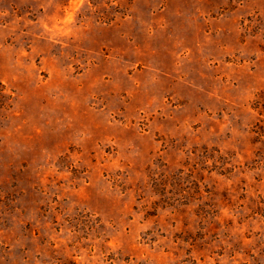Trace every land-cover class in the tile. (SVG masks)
<instances>
[{"label": "rangeland", "instance_id": "obj_1", "mask_svg": "<svg viewBox=\"0 0 264 264\" xmlns=\"http://www.w3.org/2000/svg\"><path fill=\"white\" fill-rule=\"evenodd\" d=\"M0 264H264V0H0Z\"/></svg>", "mask_w": 264, "mask_h": 264}, {"label": "trees", "instance_id": "obj_2", "mask_svg": "<svg viewBox=\"0 0 264 264\" xmlns=\"http://www.w3.org/2000/svg\"><path fill=\"white\" fill-rule=\"evenodd\" d=\"M0 97H7V99H10L11 98V95H8V94H4L3 93V87L0 88Z\"/></svg>", "mask_w": 264, "mask_h": 264}]
</instances>
